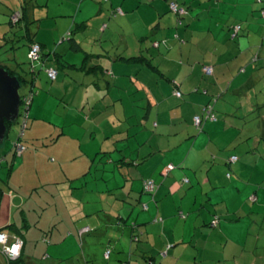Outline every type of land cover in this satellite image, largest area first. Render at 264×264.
Wrapping results in <instances>:
<instances>
[{
  "label": "crops",
  "instance_id": "crops-1",
  "mask_svg": "<svg viewBox=\"0 0 264 264\" xmlns=\"http://www.w3.org/2000/svg\"><path fill=\"white\" fill-rule=\"evenodd\" d=\"M2 1L22 5L0 9L1 23L21 13L20 34L28 27L49 56L61 54L75 67L37 88L20 133L23 153L13 156L15 138L5 142L13 125L0 145V229L22 238V257L29 264L40 256L39 264L74 256L99 264L110 244L114 259L126 264H264V3ZM169 1L188 9L181 25ZM116 10L123 15L111 16ZM77 20L87 29L73 38L80 50L63 40ZM235 25L254 53L249 46L234 57L219 42ZM83 52L98 55L88 66L101 70H77ZM139 56L159 73L118 60ZM10 61L1 65L18 70L21 63ZM202 65L213 74L205 77ZM215 96L217 120L205 121L200 132L192 119ZM242 132L246 137L236 141ZM233 155L238 161L230 164ZM167 165L175 168L164 176ZM122 169L129 178L119 177ZM144 179L157 184L153 196L142 192ZM214 216L219 223L211 229ZM88 226L80 253L77 231ZM126 229L130 241L121 244Z\"/></svg>",
  "mask_w": 264,
  "mask_h": 264
},
{
  "label": "trees",
  "instance_id": "trees-1",
  "mask_svg": "<svg viewBox=\"0 0 264 264\" xmlns=\"http://www.w3.org/2000/svg\"><path fill=\"white\" fill-rule=\"evenodd\" d=\"M102 2L104 3H107L109 0H101ZM191 1V0H190ZM188 1V3L190 2ZM221 2L222 0H213L214 3H217V2ZM257 3H262L261 0H256ZM193 2V1H192ZM24 4H26V2L23 0V6L24 7ZM172 5L175 6V9H172ZM168 10L170 13H172L174 16H176V20H177V25H181V22L182 20L185 18V16L188 14V9L184 6H179V4H177L175 1H169L168 2ZM189 8V7H188ZM123 15V12L122 11H115L113 13H111V16L113 17H116L115 15ZM262 15V17L264 18V9H261L260 12H259V15ZM9 16V24H10V27H9V33L6 34L5 36H3L0 40L1 44L3 42H9L11 43V50L13 51V56L11 59H14L16 61V56H15V53H16V48L14 47L13 43L14 41L12 40V38L14 36H17V37H14L15 38V41H18V39H24L25 40V44L23 43V46H26L28 47V53L26 55V60H27V69H23V66L21 63L18 64V70H11L9 69L8 67H6L5 65H1V67L5 68L7 71H8V74L10 76H16L17 79L19 80L20 84H21V87H26L27 86V92L24 93L23 95H20V103H21V111H20V115L17 119V121L13 124H8L6 123V127H7V130H9V127H11L12 125L14 124H19V119H21V125L23 126H26V123H27V120H28V117H29V108H30V104L35 96V93L37 92V87H36V84H35V74L38 72L37 70V66H40V70H44L45 72V75L47 77V79L49 81H55L59 75L58 73V70H64V68H73L75 69L74 65H71V64H67L63 58V56L61 54H58V53H51L52 55L49 56V53L48 51H45L44 48L37 42H34L33 39H32V36H30V32L28 30V27H25L24 28V31L23 33L24 34H20V32L18 30H16L15 32H13V30L11 29L12 26H18L20 27V21H21V13H11L8 15ZM16 16L17 17V20H13V17ZM106 27V25H103V29ZM21 28V27H20ZM86 24L84 23H81V24H76L74 30H72L71 32H69L67 34V37H68V40H71L72 43L74 44V39L72 38V34L74 33H79L81 31H86ZM229 29H232L230 31V33H232V37H235L239 34V31L241 30V26L240 25H235V26H232L231 28ZM19 33V35H18ZM91 33V32H90ZM63 40H65V38H63ZM143 40H140V42H142ZM0 44V48H1V45ZM164 42H153L152 43V46L157 48L159 47L160 45H163ZM34 45H37L39 50H38V57L35 59V60H32L29 58V53H30V50L31 48L34 46ZM78 45L75 46L74 44V50H77L80 48L77 47ZM261 48V47H260ZM83 60H82V63L81 65H79L77 68V70H83L84 72L86 73H94V71L97 69V70H101V68H99L98 66L94 65L93 67H90L88 66V63L94 59L95 57H97L98 55H95V54H91V53H86V52H83ZM118 60L119 61H123L125 63H134V64H144L145 66H148L152 71H155L156 73H159L157 70H156V67L151 63V61H148L147 59H144V57L142 56H139V57H131V58H123V57H118ZM47 62H50L52 63L54 66L52 67H49L47 66ZM36 63V65H35ZM46 65V66H45ZM204 67H211L212 69V73L210 75H206L204 74V71H203V68ZM202 72H203V75L205 77H208V76H211L213 74V67L212 66H209V65H202ZM49 69H53L54 71H56V76H55V79L54 80H51L49 79V77L47 76V70ZM30 74H32L30 76ZM161 75V74H160ZM176 93H179V96L176 95ZM173 96L176 97V98H180L182 97V92L177 88V85H175L174 87V90H173ZM217 100L216 96L214 97V99L211 100V103L205 105L203 107V113H202V116H194L193 119H192V123L194 125V127L201 132L202 130V127H203V123L206 121H216L217 118H216V111L214 109V103L215 101ZM207 111L209 113H207ZM195 117H198L200 119V122H199V125H195V123L193 122L194 118ZM23 121V122H22ZM24 130V129H22ZM21 135V134H20ZM19 135V139L18 140H15L14 141V144H13V149H12V153H13V156H18L15 152V149L18 145H21L24 149L25 147L22 145L21 141H22V136ZM24 151V150H23ZM22 151V153H23ZM21 153V154H22ZM234 157H236V161H238V157L233 155ZM232 156H230L231 158ZM229 158V162L230 164L231 163H236V161H231ZM4 161V157H0V163ZM171 166L172 169H168V167ZM175 168V166L173 165H167L165 167V169L163 170L162 174L165 176L167 175L170 171H172L173 169ZM227 176L229 177V174H227ZM188 180L187 179H183L182 180V183H186ZM71 182H74V181H71ZM81 183L83 181H80ZM148 182H151L153 184V189L151 191H148L145 189V185L146 183ZM156 189H157V184L151 180V179H144L142 181V192L144 194H148L150 196H153L154 193L156 192ZM144 207V205H143ZM157 220H154V222H156ZM218 223H219V218L217 216H214L213 219L211 220V222L209 223L208 227L213 229V228H216L218 226ZM91 230V228L88 226V227H85V228H81L77 231V236H76V239H77V246H78V249H79V252L82 253L83 251V242H82V234L83 233H88L89 231ZM0 232H3L5 233L6 235L8 236H12V237H15L16 239L20 240L21 243H22V246H23V241H22V238L15 232L13 231H10V233H7L5 229H0ZM137 238L134 237L132 239V241L134 242H137ZM22 246L20 248V252H19V255L18 257L15 259V260H10L7 256H5L3 253H2V250L0 249V257L3 259L4 261V264H29L24 257H22ZM114 249L113 247L110 245V244H107L104 248H103V251L101 253V263L102 264H107L110 259H111V256L114 255ZM162 256H164L162 254ZM115 258V257H114ZM152 259V258H150ZM61 261L63 262H69L71 261V258H66V259H61ZM86 261V260H85ZM125 261V260H124ZM149 261V260H148ZM151 264L152 261H150ZM99 263V264H101ZM122 264H126V261L125 262H120ZM83 264H95L91 261H86V263H83ZM155 264H158V263H155Z\"/></svg>",
  "mask_w": 264,
  "mask_h": 264
},
{
  "label": "rangeland",
  "instance_id": "rangeland-1",
  "mask_svg": "<svg viewBox=\"0 0 264 264\" xmlns=\"http://www.w3.org/2000/svg\"><path fill=\"white\" fill-rule=\"evenodd\" d=\"M262 1V3H264V0H261ZM1 2H4V1H2V0H0V9H4V10H6L4 7L6 6L8 9L10 8V7H13V8H15V9H17L18 10V8L20 9V6L22 5V3H1ZM254 3H257V1L256 2H254ZM27 6H29V4H24V7H27ZM52 6H54V5H52ZM10 11V10H9ZM9 13V12H8ZM7 13V14H8ZM7 17H6V19L4 20V23H1V21H2V19H3V16H2V14H1V12H0V34L2 33L3 34V32L4 31H6V30H8L9 29V27H10V24L8 23L9 22V16L8 15H6ZM60 22H58V24H59ZM74 23V22H73ZM80 23V21H78L77 20V22H76V24H79ZM76 24H73V27L70 29V31L69 32H71L72 30H74V28H75V26H76ZM20 25H22V21H20ZM13 31H16V30H18V26H12V28H11ZM232 29H229V31H228V34H226V36H224V39L222 38V40H220L219 42H221L224 46H226V45H228L229 47H231V49L234 51V57L240 52V50H243V49H247L249 46H253V45H248L249 44V41H247L246 40V36H244V35H242L241 33H239L237 36H235V37H232L231 38V36H232V33H230V31H231ZM68 32V30H65V31H63V38H65V40H68V37H67V34L69 33ZM1 34V35H2ZM76 34L77 33H74V34H72V38H76L77 36H76ZM0 35V36H1ZM18 35H19V33H18ZM229 36H230V38H229ZM3 37V36H2ZM12 40L14 41V43H13V45H14V47L16 48V53H15V56H16V61L17 62H20V63H23L22 64V66H23V69H27V60H26V52H27V47L26 46H23V43L25 44V40L24 39H18V41H15V38L13 37L12 38ZM1 41V40H0ZM229 42V43H228ZM259 43V41H256V44H258ZM2 46H1V48H0V64H12V61H10V59L12 58V56H13V51L11 50V43H10V41L8 42H3L2 44H1ZM224 46H223V48H224ZM254 48H253V52L252 53H254V49L256 48V46H253ZM240 48V49H239ZM250 49H248V51H249ZM35 65H36V63H35ZM37 68V70H38V72L37 73H39V79H38V75H37V88L38 89H43L44 87H46L47 88V86H49L50 84H52V83H54V81H49L45 76V72H44V74H42V72L44 71V70H40V66H37L36 67ZM58 73H59V78H61L62 76H63V70H58ZM32 74H30V76H31ZM60 80V79H59ZM27 92V86L25 87H21L20 88V90H19V94L20 95H23L24 93H26ZM38 92V91H37ZM36 94V93H35ZM50 94H52V93H50ZM61 104H62V102L61 103H57V109H58V112L60 113L61 112V110L63 109V107L61 106ZM22 119V118H21ZM23 122V121H22ZM249 122V124L251 123V124H253V126H255L256 128H258V125H256L255 123H257V120H249L248 121ZM237 125H239V123H238V121H236L235 122ZM21 123H19L18 125H13L11 128H10V131L8 132V134H9V137L5 140V142H7V140H10V139H12V138H15V140H18L20 137H19V135H20V133H21V130H22V127H23V125H20ZM16 127H18L17 128V130L16 131H14V129L16 128ZM254 136L255 135H253V138H254ZM246 137V133L245 132H242V135L240 136V137H238L237 136V138H236V141H242V140H244V138ZM253 138H251V140H253ZM235 141V142H236ZM239 144V143H238ZM236 147H238V145L236 146ZM236 153L238 154V148H237V151H236ZM120 157H116V160L117 159H119ZM56 166V165H55ZM130 171L129 170H127V169H122V170H120V172H118V175H119V177H121V178H124V179H126V178H129L130 177V173H129ZM229 174L231 173V171H227ZM124 183H126V181H124ZM129 188V183H127V189ZM126 189V190H127ZM186 189V187L184 188V190ZM120 191H121V189L120 190H117V191H115L114 193H116V194H120ZM114 217H116V215L114 216ZM100 218L103 220V222H106V219H107V217L105 216V215H102V216H100ZM93 222V221H92ZM131 224H132V222H130V223H127V224H125V226H126V228H130L131 227ZM124 226V224H122V227ZM91 238H92V236H90ZM122 238H123V242H121V244H123L124 242H126V241H130V239H129V230L128 229H126L125 230V235L124 236H122ZM76 245H77V243H76ZM135 254H137L138 255V253H135ZM39 258V260H31L32 261V263H34V264H39L40 262H43L44 260H42L41 259V256L40 257H38ZM62 258V257H61ZM71 259H74L73 260V262H74V264H82L81 263V260L80 259H77V256H74V257H71ZM127 260V259H126ZM135 259H133V261H134ZM49 262H52L51 260H48ZM137 261H140L139 259H137ZM100 262V261H99ZM121 262H125L123 259L121 260ZM68 263V262H67ZM101 263V262H100ZM41 264H48V263H41ZM50 264H66L65 262H63V261H58V262H52V263H50ZM102 264V263H101ZM107 264H122V263H120V262H117L116 261V259H114V255H112L111 256V259H110V261L107 263Z\"/></svg>",
  "mask_w": 264,
  "mask_h": 264
},
{
  "label": "water",
  "instance_id": "water-1",
  "mask_svg": "<svg viewBox=\"0 0 264 264\" xmlns=\"http://www.w3.org/2000/svg\"><path fill=\"white\" fill-rule=\"evenodd\" d=\"M20 88L17 77L0 66V145L7 135L6 123H15L20 115Z\"/></svg>",
  "mask_w": 264,
  "mask_h": 264
},
{
  "label": "built area",
  "instance_id": "built-area-1",
  "mask_svg": "<svg viewBox=\"0 0 264 264\" xmlns=\"http://www.w3.org/2000/svg\"><path fill=\"white\" fill-rule=\"evenodd\" d=\"M172 9L176 10L174 5H172ZM13 20H17V17L14 16ZM38 50V46L34 45L30 50L29 58L35 60L38 57ZM203 71L206 75H210L212 73L211 67H204ZM47 76L49 77V79L54 80L56 71H54L53 69L47 70ZM176 95L179 96V93H176ZM207 113L209 112L207 111ZM193 122L195 123V125H199L200 119L198 117H195ZM23 150L24 148L21 145H18L15 149V152L17 155H20ZM230 160L236 161V157L232 156ZM168 169H172V167L169 166ZM145 189L151 191L153 189V184L151 182L146 183ZM21 246L22 243L20 240L16 239L15 237L8 236L3 232H0V249L2 250V253L11 261L15 260L18 257Z\"/></svg>",
  "mask_w": 264,
  "mask_h": 264
}]
</instances>
